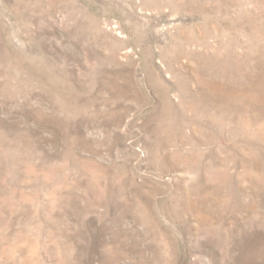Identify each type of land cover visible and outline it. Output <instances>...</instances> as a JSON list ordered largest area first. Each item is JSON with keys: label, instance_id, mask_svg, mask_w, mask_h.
I'll return each mask as SVG.
<instances>
[{"label": "rangeland", "instance_id": "1", "mask_svg": "<svg viewBox=\"0 0 264 264\" xmlns=\"http://www.w3.org/2000/svg\"><path fill=\"white\" fill-rule=\"evenodd\" d=\"M0 264H264V0H0Z\"/></svg>", "mask_w": 264, "mask_h": 264}]
</instances>
